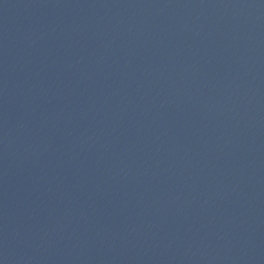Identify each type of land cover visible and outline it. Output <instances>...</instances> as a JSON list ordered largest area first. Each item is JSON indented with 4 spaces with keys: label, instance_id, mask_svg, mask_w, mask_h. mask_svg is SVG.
Listing matches in <instances>:
<instances>
[{
    "label": "water",
    "instance_id": "obj_1",
    "mask_svg": "<svg viewBox=\"0 0 264 264\" xmlns=\"http://www.w3.org/2000/svg\"><path fill=\"white\" fill-rule=\"evenodd\" d=\"M2 264H264V0H0Z\"/></svg>",
    "mask_w": 264,
    "mask_h": 264
},
{
    "label": "snow or ice",
    "instance_id": "obj_2",
    "mask_svg": "<svg viewBox=\"0 0 264 264\" xmlns=\"http://www.w3.org/2000/svg\"><path fill=\"white\" fill-rule=\"evenodd\" d=\"M0 264H2V262H0Z\"/></svg>",
    "mask_w": 264,
    "mask_h": 264
}]
</instances>
